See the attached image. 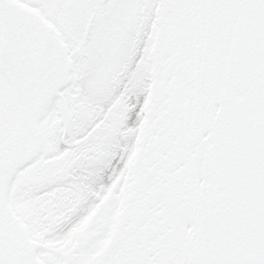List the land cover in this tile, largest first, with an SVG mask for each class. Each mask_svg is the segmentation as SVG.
<instances>
[{
  "label": "snow or ice",
  "instance_id": "1",
  "mask_svg": "<svg viewBox=\"0 0 264 264\" xmlns=\"http://www.w3.org/2000/svg\"><path fill=\"white\" fill-rule=\"evenodd\" d=\"M0 264H264V0H0Z\"/></svg>",
  "mask_w": 264,
  "mask_h": 264
}]
</instances>
